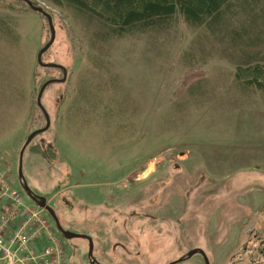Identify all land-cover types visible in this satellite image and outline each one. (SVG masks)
I'll use <instances>...</instances> for the list:
<instances>
[{
    "label": "rangeland",
    "instance_id": "obj_1",
    "mask_svg": "<svg viewBox=\"0 0 264 264\" xmlns=\"http://www.w3.org/2000/svg\"><path fill=\"white\" fill-rule=\"evenodd\" d=\"M28 1L55 31L41 61L66 78L43 91L50 125L26 146L22 174L60 226L87 234L99 264H169L194 249L210 264H264V92L235 76L256 53L264 65V25L240 15L206 30L178 17L103 40L88 16ZM49 35L23 0H0V165L27 205L19 152L45 125L40 86L63 75L36 62ZM44 217L70 264H89L87 242Z\"/></svg>",
    "mask_w": 264,
    "mask_h": 264
},
{
    "label": "trees",
    "instance_id": "obj_2",
    "mask_svg": "<svg viewBox=\"0 0 264 264\" xmlns=\"http://www.w3.org/2000/svg\"><path fill=\"white\" fill-rule=\"evenodd\" d=\"M55 6H67L94 20L98 36L103 40L120 39L136 33L169 28L179 17L191 27L217 28L231 19L242 16V24L264 25V0H49ZM257 27V26H256ZM254 35L255 30L251 31ZM247 36V35H246ZM260 38L254 42L258 44ZM236 41V40H235ZM257 55V53H256ZM237 65L250 72L239 83L264 92V65ZM264 59V56H263ZM260 65V66H259ZM36 104V101H35Z\"/></svg>",
    "mask_w": 264,
    "mask_h": 264
},
{
    "label": "built area",
    "instance_id": "obj_3",
    "mask_svg": "<svg viewBox=\"0 0 264 264\" xmlns=\"http://www.w3.org/2000/svg\"><path fill=\"white\" fill-rule=\"evenodd\" d=\"M10 176L9 166L0 165V264H64L44 210L27 205Z\"/></svg>",
    "mask_w": 264,
    "mask_h": 264
},
{
    "label": "water",
    "instance_id": "obj_4",
    "mask_svg": "<svg viewBox=\"0 0 264 264\" xmlns=\"http://www.w3.org/2000/svg\"><path fill=\"white\" fill-rule=\"evenodd\" d=\"M26 5L33 11L38 12L40 15H42L47 22L48 25V29H49V40L46 42V44L38 51L37 56H36V62L38 64V66L42 67V68H56L62 71L63 75L62 78L60 79H48L46 80L44 83H42V85L40 86L38 92H37V96H36V106L38 107V109L41 111L43 117H44V121H45V125L43 128L37 129L33 132L30 133V135L27 137L25 143L23 144L20 152H19V156H18V168H17V175H18V180L19 183L23 189V191L26 193V195L31 199V201H33L34 204H36L38 207L44 209L49 215L50 217L53 219L56 229L62 234V236L65 239H85L88 241V257L92 259V261L94 260L92 257V250H93V242L92 239L86 235L83 234H79V233H73L70 231H66L63 230L56 218V216L54 215L53 211L46 205V201L43 197H37L35 195L32 194V192L30 191V189L27 187L26 182L24 180L23 174H22V157H23V153L24 150L26 148V146L30 143V141L38 134L46 131L50 125V120H49V116L46 113V111L44 110V108L42 107L41 104V97L43 94V91L45 90V88L53 83H61L65 81L66 78V71L63 67H61L60 65H56V64H44L41 61V56L43 55L44 52H46L50 46L53 44L54 42V38H55V31H54V27L52 25V20L51 17L48 13H46L43 9H41L40 7H36L34 6L30 1L28 0H23ZM195 254H199L202 256V258L205 261V264H208V259L206 258L204 252L200 249H194L191 250L190 252L187 253L186 257L184 258H180L177 259L169 264H178L179 262L184 261L187 258L192 257ZM91 264H94V262H92Z\"/></svg>",
    "mask_w": 264,
    "mask_h": 264
},
{
    "label": "flooded vegetation",
    "instance_id": "obj_5",
    "mask_svg": "<svg viewBox=\"0 0 264 264\" xmlns=\"http://www.w3.org/2000/svg\"><path fill=\"white\" fill-rule=\"evenodd\" d=\"M46 205L53 211V213H54V215L56 216V214H55V212H54V210L49 206V204L46 202ZM57 218V217H56ZM58 220V219H57ZM62 228V227H61ZM63 229V228H62ZM64 230V229H63ZM66 231H68V230H66ZM71 232V231H70ZM74 233V232H73ZM78 233V232H77ZM79 234H83V235H86V236H88L87 234H84V233H80L79 232ZM89 237V236H88ZM83 240H85V239H83ZM86 242H87V244H88V241L87 240H85ZM89 246V245H88ZM89 248V247H88ZM264 251V249L263 250H261V253ZM64 253H65V259H64V264H70V259H69V252L67 251V247H65V245H64ZM87 253H88V251H87ZM195 255H199V254H195ZM88 256V255H87ZM201 256V255H200ZM92 257H93V255H92ZM89 258V257H88ZM201 258H202V256H201ZM93 261H92V259L91 258H89V264H91L92 262H94V264H99L97 261H96V259L93 257ZM202 262H203V264H205V261H204V259L202 258ZM208 264H210L209 263V261H208Z\"/></svg>",
    "mask_w": 264,
    "mask_h": 264
}]
</instances>
